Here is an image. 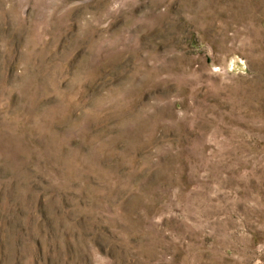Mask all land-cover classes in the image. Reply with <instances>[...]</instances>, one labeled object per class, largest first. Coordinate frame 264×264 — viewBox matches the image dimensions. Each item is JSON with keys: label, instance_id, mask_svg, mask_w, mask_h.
<instances>
[{"label": "rangeland", "instance_id": "obj_1", "mask_svg": "<svg viewBox=\"0 0 264 264\" xmlns=\"http://www.w3.org/2000/svg\"><path fill=\"white\" fill-rule=\"evenodd\" d=\"M0 264H264V0H0Z\"/></svg>", "mask_w": 264, "mask_h": 264}]
</instances>
